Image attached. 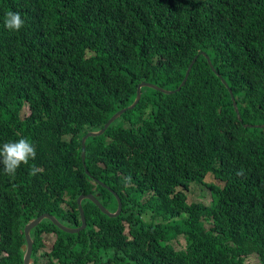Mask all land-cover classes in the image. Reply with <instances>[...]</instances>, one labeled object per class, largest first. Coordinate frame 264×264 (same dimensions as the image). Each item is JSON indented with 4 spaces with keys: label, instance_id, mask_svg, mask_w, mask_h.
I'll return each instance as SVG.
<instances>
[{
    "label": "trees",
    "instance_id": "1",
    "mask_svg": "<svg viewBox=\"0 0 264 264\" xmlns=\"http://www.w3.org/2000/svg\"><path fill=\"white\" fill-rule=\"evenodd\" d=\"M140 80L174 91L142 86L86 138L84 166L82 135ZM262 122L264 0H0V147L23 137L37 152L14 177L0 171V264H22L30 218L79 225L77 196L114 210L110 189L116 216L83 198L79 231L38 222L32 264H264V127L244 125ZM192 182L209 202L187 199Z\"/></svg>",
    "mask_w": 264,
    "mask_h": 264
},
{
    "label": "water",
    "instance_id": "2",
    "mask_svg": "<svg viewBox=\"0 0 264 264\" xmlns=\"http://www.w3.org/2000/svg\"><path fill=\"white\" fill-rule=\"evenodd\" d=\"M202 53L207 58V61H208L209 65L211 67H213L208 54L205 51H202ZM194 59H192L190 61V63L188 64V66L186 68V71H185V74H184L182 80L180 81V84L178 86H176L175 90H178L180 88V86L187 79L189 70L191 68V65H192ZM221 80H222V82L224 84H227L224 78H221ZM142 86H150V87L156 88L158 90H161L163 92L174 91V89L164 88L162 86H159V85H157V84H155L153 82H149L147 80H140L137 83V86H136V95H135L133 101L130 104H128L127 106H123V107L119 108L118 110H116L115 112H113L107 118V120L103 123V125L101 127L97 128V129H89L82 135V137H81V145H82L81 158H82L84 166H85L84 155H85V140H86V138L88 136H94V135L101 134L104 131V129L110 124V122H112L115 118H117L123 111H125L128 108H132L137 103V101L140 98V93H141V87ZM229 91L231 93V89L230 88H229ZM231 98H232V103H233L234 109H235V111L237 113V117L240 119L238 106H237L235 97H234V95L232 93H231ZM244 125L264 127V122H262V123H244ZM85 171L88 172V169L86 167H85ZM95 180L98 181L101 185L106 186V187L109 188V186L106 185V183H104L103 181H101V180H99L97 178H95ZM110 190L113 192V194L115 195L116 200H117V205H116L115 210H110V209H108L106 206H104L102 204V202L99 200V198L97 196L99 194L98 192H95V193H92V192L80 193L77 196L76 201H77V204H78L79 214H80V221H81L79 225H68V224H65L64 222L59 220L54 214H52V213H50L48 211H43V212L39 213L38 215H36L35 217L30 218L23 226L25 241L21 244V250L23 252V256H22L23 262H22V264H32L33 263L34 259H33L32 255H31L33 237H32V234H31V230L43 218L50 219L56 226H58L60 229H62L64 231L77 232V231H79L80 229H82V228H84L86 226L85 214H84V210H83V207H82V204H81V200L83 198H88L91 201H93L101 209L102 212L106 213L109 216L118 215L120 213V211H121V208H122V202H121V199H120L119 195L117 194V192L114 191L113 189H110Z\"/></svg>",
    "mask_w": 264,
    "mask_h": 264
},
{
    "label": "clouds",
    "instance_id": "3",
    "mask_svg": "<svg viewBox=\"0 0 264 264\" xmlns=\"http://www.w3.org/2000/svg\"><path fill=\"white\" fill-rule=\"evenodd\" d=\"M25 21L19 12H8L4 21L5 27L10 31H19ZM36 147L27 138L21 137L17 141L6 142L0 147V171L10 177H14L21 165H29L36 159ZM40 169L35 165L30 168V174L36 175Z\"/></svg>",
    "mask_w": 264,
    "mask_h": 264
},
{
    "label": "rangeland",
    "instance_id": "4",
    "mask_svg": "<svg viewBox=\"0 0 264 264\" xmlns=\"http://www.w3.org/2000/svg\"><path fill=\"white\" fill-rule=\"evenodd\" d=\"M28 113V105L26 104L22 110L21 114L24 115ZM126 122V120H125ZM211 173L208 175V177H211ZM187 199L188 200H196V201H203V202H209L211 197H210V192L209 189L206 185L202 183H191L190 188L187 191ZM115 210V209H114ZM149 214L148 212L143 213L144 218H148ZM54 233H42V241L44 242L43 247L41 250H49V248L52 245V242L54 240ZM172 244L176 247H180L184 243L183 237H179L178 240L173 239ZM246 261L249 262L250 264H254L257 262V256L255 253H252L246 257ZM88 264V263H87Z\"/></svg>",
    "mask_w": 264,
    "mask_h": 264
}]
</instances>
